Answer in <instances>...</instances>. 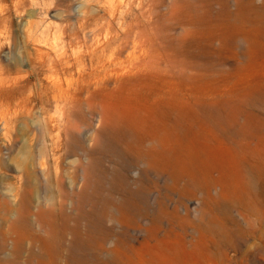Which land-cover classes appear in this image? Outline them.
<instances>
[{"label":"rangeland","instance_id":"374dc122","mask_svg":"<svg viewBox=\"0 0 264 264\" xmlns=\"http://www.w3.org/2000/svg\"><path fill=\"white\" fill-rule=\"evenodd\" d=\"M169 2L0 0V264H264V166L250 192L229 136L238 108L244 126L247 114H264L260 103H249L264 88V0H254L257 12H244L259 14L258 32L228 21V14L239 11L237 0H177L172 13ZM110 4L121 12L122 26L115 21L114 28L126 34L128 46L148 51L150 39L156 47L151 54L158 60L162 55L158 75L131 85L129 77H112L107 90L91 85L70 103L55 104L50 94L38 97L39 84L58 75L32 71L36 50H85L87 45L72 41L85 33L82 23L98 37L93 47L102 45L114 28L94 21L108 20ZM101 106L123 114L124 122H102ZM168 122L176 123L171 129L179 136L172 144L174 163L144 178L146 168L135 162L136 139ZM180 160L199 189L185 177L177 181ZM122 180L134 196L126 194ZM211 180L216 186L206 195ZM147 185V209L176 205L178 216L187 212L185 235L175 230L148 237L135 218L124 216L119 203L130 197L137 206L136 191ZM101 199L110 203L104 217Z\"/></svg>","mask_w":264,"mask_h":264},{"label":"bare ground","instance_id":"6f19581e","mask_svg":"<svg viewBox=\"0 0 264 264\" xmlns=\"http://www.w3.org/2000/svg\"><path fill=\"white\" fill-rule=\"evenodd\" d=\"M151 2H152V6H154L155 4L161 5L164 2V0H151ZM177 3H178L177 0H171V2H169V8L171 9V13L177 7ZM226 3H227V1H225L223 4L228 9V6ZM237 4H238V10L239 11L234 15L228 14V17H227L228 21L232 24L240 26L239 29H242L245 26H251L249 28H252V29H254V31L256 30L258 32L260 25H258L256 23H259V20H261V17H259V14L256 13L253 15V17L251 15L246 16L244 14V12H246V11L257 12V8L254 6V0H246V1L245 0H237ZM109 7H110V12L108 15V20L107 19H97L94 21L95 26L100 23L101 25L105 24L106 27L108 29H110V28H114L115 21L117 22V24L120 27L122 26V22L119 24V19H123V18L120 17L121 12H119L117 5L110 4ZM183 22H185V21H183ZM251 22H254L255 24L250 25ZM89 26H90L89 24L82 23L80 25V28L82 31H85V33L82 36L74 35V37L72 38V41L75 44L83 43L84 45H87L85 47V50L78 49V50L74 51L73 53L62 51L59 54H57L56 51L44 52V51L39 50V49L36 50L37 56H36L35 61L32 62V71L34 73L36 72L37 75H40L42 72L43 73L44 72H52V73H55L58 75L55 79H50L49 82L46 84H42V83L39 84V88L36 91V94L38 97L42 98L43 94L44 95L50 94L51 95V101L54 102L55 104L56 103L57 104L58 103H70V101L73 98V94H75L78 91H88L91 88V85L94 86L95 88L97 87V88H100L103 90H107V87L109 86L110 83L108 84V86H106V83L109 80H111L112 77H114L115 80H117L120 77L122 79L125 77H129L130 78L129 80L133 81L132 83H130V85H131V84H134L135 81H138L141 78H147V77L158 75L157 71L160 68L159 69L157 68V65H158L157 62L163 58H161L162 57L161 53H159L161 55L159 60H158V58L155 59V57H157V56L151 54V53H153V51L155 50L156 47L154 48V44L150 39H148V41L150 43V47H149L148 51L146 49L138 46V44H135L131 47V44L128 46V42L126 40L127 39L126 34H123L125 36L122 37L119 30L114 28V29H112L113 34L102 45H99V46L94 48L93 46L98 41V37L93 35V32H91V31L86 32V30H88ZM250 32H253V31L250 30ZM242 38L244 40H247V41H249V40L252 41V39H250L249 36L248 37L242 36ZM33 39L35 40V38H33ZM151 49H152V51H151ZM169 50H171V49H168V51ZM167 54H168V52H167ZM249 55H251V54H249ZM186 56H187V54H186ZM158 57H159V55H158ZM169 57H171V56H169ZM174 60H175V58H174ZM183 61H181V62H183ZM160 62L161 61H159V63ZM168 62H169V59H168ZM179 62L180 61H178V63ZM179 64H181V63H179ZM171 65L174 66L173 64H171ZM170 68H172V67H170ZM184 68L186 69V67H184ZM173 69L174 68H172V70ZM184 77H186V76H184ZM47 80H48V78H47ZM182 80L184 81V79H182ZM187 80H188V78H187ZM112 81H113V79L111 80V82ZM256 88H258V87H256ZM137 90H135V91H137ZM262 90L263 91H260V89L255 90L258 94L256 93V96H252V98L249 99V103H252V102L253 103H260L264 109V88H262ZM241 100L243 101L244 99H241ZM121 101H123V100H121ZM48 102H50V99L47 97V98H45V103L47 104ZM238 102H240V101H238ZM157 104H158V102H157ZM101 107H100V109L104 108L105 106H103L102 108ZM121 107H123V106H121ZM158 107H157V109H158ZM107 108L108 107L104 108V110L102 112H100L99 118L102 120V122H105L107 119L112 121V125L115 122H119L121 119H122V122H124L123 120L125 118H123L124 116L123 117L121 116L123 114H121V113L118 114V111L112 112L111 110L110 111L112 114H110L107 111V110H109ZM109 108L111 109V106H109ZM123 109H126L128 111L130 110V109H127L125 107ZM148 110H152V109L148 108ZM160 110L163 111L162 109H160ZM122 112L126 113L124 111H122ZM132 112H134V111H132ZM148 112H147V114H148ZM130 115L129 114L127 115L128 118ZM154 115H153V117H154ZM241 115H242L241 110L238 108L236 115H235L236 116L235 125L233 127H231L232 129L230 128L232 130L230 135L229 134H227V135L230 136L231 141H233V143H234V151L233 152L235 153L234 157H236L235 161H236V164L238 167V172L241 176L245 177L246 183L249 187L248 189L250 192H252L253 191V189H252L253 184L256 181L255 179L258 176H260V174L262 172V165L264 166V114H263V117L258 116L257 114H254L253 112L247 114V116H248L247 120L248 121L245 124L247 126H244L242 124L244 121L242 123L239 121ZM138 117L136 116V118H138ZM148 117H149V115H148ZM166 117L168 118L169 116H166ZM143 119H142V121H144ZM134 120H135V118H134ZM155 120H154V122H155ZM129 121H131V120H129ZM148 121H151V120H148ZM136 122L139 123V121H137V120H136ZM106 123H107V121H106ZM128 123H130V122H128ZM144 123H142L143 126H144ZM168 123H165L164 125H162L164 127L154 126L151 129L150 137H148V138L147 137H140V138L136 139L137 144H138V149L135 150L136 151L135 162L137 164L144 166V168H146L143 175H142V177H144V178L151 177L152 176L151 174L153 172L155 174L156 169L159 170L160 167L164 168L167 171L169 169V167H172V165L174 163V158H173L174 154H173V145L172 144H173V141L179 136L174 138V134H173L172 129H171L172 128L171 126L173 125V123H171L172 125L170 123L169 124ZM249 123H251V125H249ZM123 124H125V123H123ZM134 124H136V123L134 122ZM137 125H139V124H137ZM174 125H176V123ZM115 126H117V124ZM146 126H148V125H146ZM202 128H204V127H202ZM125 129H126V127H125ZM220 129L222 132H225L227 130V128L222 127V126L220 127ZM132 130H134V129L130 130L131 134H132ZM137 131H138V129H137ZM128 133H129V131H128ZM142 133H143V131H142ZM176 133H178V132H176ZM194 134H196V132ZM133 135H134V133H133ZM142 135H144V134H142ZM178 139H180V138H178ZM181 139H182V137H181ZM206 142H204V143L206 144ZM131 143H132L131 145H133V142H131ZM201 143H203V142H201ZM228 144H231V143H228ZM225 145H226V143H225ZM136 146L134 145V147H136ZM180 149H181V146H180ZM189 151H190V147H189ZM219 152L216 153V151H215V153L217 155L219 154ZM210 153H212V152H210ZM208 158H209V156H208ZM182 160H184V159H182ZM180 162L183 165L178 170L179 175H177L178 176L177 181L182 180V177H185L187 182L191 183L195 188L199 189L200 186H199V183L196 181V177L189 172L191 170L188 171L186 169L185 163H183L181 160H180ZM206 164H207V162H206ZM208 170H211V169H208ZM165 173L167 174V172H165ZM134 174H137V172H134ZM207 174H208V172H207ZM186 175H188L189 177ZM171 176H172V173L170 175H168L169 178ZM199 177H201V176L199 175ZM211 182L213 184L209 185L205 189L206 191L204 193L206 195H209L210 192L212 191L211 188L216 186V184H215L216 182L214 180H211ZM122 183H123L122 185L124 187L123 190L126 192V194L128 196H132V195L134 196V193L130 192L128 187H126V183L124 180H122ZM183 192L188 193L187 190H183ZM225 192H226V190H222V191H220L219 195L221 197L225 196ZM168 193H172V191H168ZM149 195H150V189H149L148 185L146 188H144L142 186L138 191H136V194H135V197L139 200V204L137 206L132 205L130 197L128 198V201H124L121 204L119 203V205H121L123 207L122 209L125 212L124 216H126L129 219H131L132 217L135 218L136 227H138L140 230H142V232H144L145 235H147L148 237H149V235H157V234H160L163 237H168L171 234H173L175 230H179V232H181L182 235H185L184 230L186 231V227L189 226V224H190V222L187 218V212L184 213L185 216H183V215H182V217L178 216L175 213V208H174L176 205H174L172 207V210H170V211H168L166 205L162 206V209L160 210V212L159 211L158 212L151 211V210L147 209V207L145 205L146 198H148ZM167 196L168 195H166V194L163 195L164 198ZM101 200L103 201V203L100 204V206L98 207V211H99V216L104 217L108 214V209H109L108 205L110 203H108V201H105L103 199H101ZM184 212H185V210H184ZM110 218H112L114 221H119V222L128 221L127 218H123L121 216L120 217L111 216ZM164 219H166L168 221L167 224L166 225L164 224L163 226L159 227V225L164 222ZM171 256H174V254H171Z\"/></svg>","mask_w":264,"mask_h":264}]
</instances>
